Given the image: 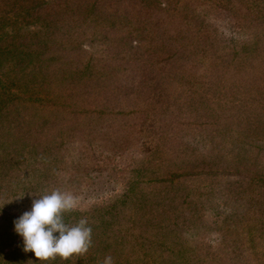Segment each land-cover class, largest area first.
I'll use <instances>...</instances> for the list:
<instances>
[{"label": "rangeland", "instance_id": "374dc122", "mask_svg": "<svg viewBox=\"0 0 264 264\" xmlns=\"http://www.w3.org/2000/svg\"><path fill=\"white\" fill-rule=\"evenodd\" d=\"M48 1L55 3V0ZM95 2L90 0V4L86 3L84 7L86 12L82 16H86L83 17L86 26H89L90 18L99 21L102 18L100 15H89V9ZM35 3L36 0H0V33L5 30L9 36L14 35V26L20 28L21 34L32 36L34 32H44L38 26L40 23L28 24L39 22L36 18L48 21L40 17L39 12L38 17L32 14L36 10ZM63 7L60 10L66 6ZM119 12L120 15L111 18V21L119 23L120 41L125 51L126 47H130L128 37L139 36L145 40L133 39L137 41L135 49L149 53L150 37L146 38L138 32L150 27L159 28L164 35H168L169 41L186 44V49L195 54L189 64L173 71L184 75L183 80L175 82H178V88H189V85L202 88L210 68L209 57L201 55L202 48L206 50L210 44L222 55L232 56L230 52H238L241 56L243 47L252 45L254 39L244 21L255 20L260 26V22L264 21V0H125ZM218 18L227 21L222 23ZM64 24L60 22V25ZM58 31L63 32V29ZM68 32L73 36L72 31ZM83 32L85 30L82 29ZM258 34H264V30H258L255 25L253 36ZM39 35L43 37L44 34ZM86 35L87 38L80 41L81 38L77 40L67 33H58L56 39L63 37L64 47L69 51L80 46L83 53L88 54L87 59L92 56L101 58L102 53H107L101 36L94 37V29ZM160 44L157 42V47ZM129 50L125 52L126 59L130 57ZM10 65L11 62H7L5 68L8 69L3 74L8 84V78L15 75ZM154 70L155 73H149L146 78L149 88L142 85V94L132 95L135 102L143 98L138 103L140 114L137 115V123H127L121 132L115 133L119 136L118 142L112 141L114 132L107 136L106 132L97 133L93 141H89L84 134L72 140L63 136L59 140L60 147H57V160L42 157V167L29 174L19 172L20 166L25 168L26 156L34 164L37 158L32 160L31 152H27L31 150V145H21L23 155L16 157L13 170H9L11 182L0 185V264H17L18 258L24 259V264H38L33 252L23 251V237L15 231L14 221L31 209L34 199L57 189L70 192L78 201L74 210L64 212L69 217L67 225L75 226L81 219H86L87 225H92L94 230L86 253L72 254L68 259L57 255L54 259L41 260L44 264H103L108 256L112 257L113 264H264L263 243L255 245L246 239L235 242L232 227L237 230L239 225L218 204L221 199L218 196L210 199V195L198 197L187 161L175 160V153L184 151L185 142L181 143L178 138L182 129L190 128L188 130L194 133L191 135L193 139L200 133L193 132L196 130L192 128L204 126L200 121H210L213 123L211 129L216 128V121L209 118L210 108L204 113L195 105L191 111L184 112L185 109L178 107L177 98L166 99L164 106L165 110H169L171 120L165 123L163 113L158 116L161 99L158 77L163 74L158 73L156 68ZM11 82L14 84L10 83L9 90L2 89L8 99L17 94L19 100L40 97L36 103L54 102L52 93L28 92L16 77ZM9 91L13 95L10 96ZM200 94L197 93V98ZM203 97L206 95L203 94ZM154 104L155 110L152 107ZM12 127L15 130L13 124ZM192 139L189 148L197 147L198 150L189 160L193 164L192 169L198 171L194 180L204 191L215 184L219 186L217 181L221 177L227 179L230 174L233 175L234 186H240V177L237 176H244L242 186L245 188H255V182L264 176L261 174L264 173V154L235 166L232 161L238 162L239 159L234 160L231 156L218 158L212 154L213 148ZM225 142L231 143L228 138ZM55 143L52 142L51 146L54 147ZM54 165L57 166L56 171L52 170ZM49 174H53L51 182H42L43 176ZM178 183L184 184L179 191ZM257 206L253 205L248 210L250 216H264V208L257 210ZM263 227L264 220H261L254 229L255 233ZM97 234L102 235L103 243H100ZM259 240L263 242L262 238ZM20 250L23 252H18Z\"/></svg>", "mask_w": 264, "mask_h": 264}, {"label": "trees", "instance_id": "16d2710c", "mask_svg": "<svg viewBox=\"0 0 264 264\" xmlns=\"http://www.w3.org/2000/svg\"><path fill=\"white\" fill-rule=\"evenodd\" d=\"M124 1L96 0L89 9V15H100L102 18L100 21L90 18L92 20L86 26L83 18L86 16L82 15L90 0H55L54 4L48 0H36V10L32 14L38 17L39 12L40 17L48 21L36 18L39 22L28 24L40 23L38 26L44 32H34L31 36L19 33L20 28L14 26V35L9 36L5 30L0 33V185L11 182L12 174L9 170H13L16 157L23 155V144L31 145V150L27 152H31L32 160L37 158L34 164L26 156L25 168L20 166L19 172L29 174L42 167V157L57 160V147H60L59 140L63 136L72 140L84 134L89 137V141H93L97 133L106 132L107 136L114 132L112 141L118 142L119 136L115 133L121 132L127 123H137V115L140 114L138 103L143 98L135 102L132 95L140 96L142 85L149 88L146 78L149 73H155L156 68L158 73L163 74L158 77V93L161 96L158 116L163 113L165 123L171 120L169 110H165V100L174 97L179 101L178 107L185 109L184 112L191 111L195 105L199 107L198 110L203 109L204 113L210 108L209 118L216 121L214 129H211L212 122L200 121L204 126L192 128L196 130L193 132L200 133L193 139L191 135L194 133L188 130L190 128H184L178 133L179 141L185 142V146L184 151L175 153L174 157L175 160L187 161L195 194L198 197L210 195V199L214 196L221 199L218 204L239 225L237 230L232 227L231 234L235 242L246 239L253 241L255 245H264V227L259 233L254 230L257 223L264 220V216H250L248 213L253 205H258L257 210L264 208V176L259 177V182H255V188H245L242 186L244 176H237L240 177V186H234L231 179L233 175L230 174L227 179L221 177L217 181L219 186L215 184L204 191L194 180L198 171L192 169L193 164L189 160L198 150L197 147L189 148L191 139L213 148L212 154L218 158L231 156L234 160L239 159L238 162L232 161L235 166L238 163L246 164L248 159L264 154V34L253 36L255 25L258 30H264V21L260 22V26L255 20L244 21L254 39L252 45L243 47L241 56H238V52H230L232 56L222 55L219 50H213L210 44L206 50L202 48L201 55L210 59V68L204 78L205 85L195 88V85L186 84L189 88L179 89L178 82H175L184 75L173 71L189 64L195 54L186 49V44L171 42L168 35H164L159 28L150 27L145 28L144 32H138L146 38L150 37L151 48L147 49L149 53L135 49L134 43L137 41H132H142L144 38L131 36L128 37L131 40L130 47H126V51L130 49V57L124 58L126 51L120 41L119 23L111 21V18L120 15L118 11L124 7ZM63 6H66L65 9L60 10ZM64 17L65 20L61 19ZM218 19L222 23L227 21L224 18ZM60 22L65 24L60 25ZM59 29H63V32H59ZM82 29L85 32L82 33ZM90 29H94V37L101 36L104 41L107 53H102L101 58L92 56L87 59L88 54L83 53L80 46L69 51L64 47L66 43L61 40L63 37L56 39L58 33L71 36L68 31H72L74 34L71 37H76L77 40L81 38L82 41L87 38L86 33L89 35ZM39 33L44 34L43 37ZM51 41L53 43L50 44ZM157 42L161 43L158 47ZM7 62H11L10 67L15 71V75L8 78L9 84L3 79V74L8 69L5 68ZM13 77L28 92L54 94L53 104L36 103L40 97L19 100L18 95H13L10 91V96H13L11 99L6 98L2 89L9 90L10 83L14 84L11 82ZM198 92L201 94L197 98ZM152 107L155 110L156 104ZM222 134L224 136L221 137ZM188 137L190 139L187 141ZM227 138L230 144L225 142ZM52 142H56L54 147L51 146ZM52 170L56 171L57 166L54 165ZM52 177L53 174L44 175L42 182H51ZM183 188V183L177 184L178 191ZM244 201L246 202L243 203ZM62 217L67 224L68 215L63 213ZM89 227L93 232L94 227ZM97 235L100 243H103L102 235ZM260 238L263 242H260ZM229 259L230 257L227 262ZM37 262L44 264L41 260ZM16 263L24 264V259L18 258Z\"/></svg>", "mask_w": 264, "mask_h": 264}, {"label": "clouds", "instance_id": "9594fccd", "mask_svg": "<svg viewBox=\"0 0 264 264\" xmlns=\"http://www.w3.org/2000/svg\"><path fill=\"white\" fill-rule=\"evenodd\" d=\"M77 204L73 194L58 189L34 199L31 209L14 221L15 231L23 237V250L33 252L38 260L54 259L57 255L68 259L72 254L86 253L92 233L87 220L81 219L70 227L62 217ZM103 264H113L112 257H106Z\"/></svg>", "mask_w": 264, "mask_h": 264}]
</instances>
